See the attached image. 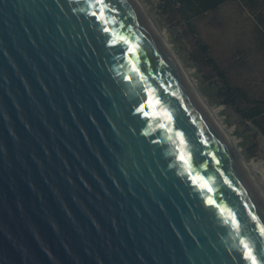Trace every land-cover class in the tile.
I'll return each mask as SVG.
<instances>
[{"label":"water","instance_id":"1","mask_svg":"<svg viewBox=\"0 0 264 264\" xmlns=\"http://www.w3.org/2000/svg\"><path fill=\"white\" fill-rule=\"evenodd\" d=\"M264 264V193L139 0H0V264Z\"/></svg>","mask_w":264,"mask_h":264},{"label":"trees","instance_id":"2","mask_svg":"<svg viewBox=\"0 0 264 264\" xmlns=\"http://www.w3.org/2000/svg\"><path fill=\"white\" fill-rule=\"evenodd\" d=\"M159 1L165 14L181 27V34L190 47L191 60L205 67L209 73L216 74L220 100L232 106L241 120L264 136V66L258 70L261 80L241 81L232 76L234 72L241 74L245 67L251 68L247 62L249 58L263 60L264 63V0ZM231 7L235 8L237 17L247 22L244 35L247 34L249 39H246V48L235 47L232 50L235 53L223 65L213 54L202 23L206 18L221 20L223 12Z\"/></svg>","mask_w":264,"mask_h":264},{"label":"rangeland","instance_id":"3","mask_svg":"<svg viewBox=\"0 0 264 264\" xmlns=\"http://www.w3.org/2000/svg\"><path fill=\"white\" fill-rule=\"evenodd\" d=\"M139 1L152 21L159 27L163 36L166 37L165 39L169 47L179 58L192 81L197 85L206 103H208L213 110L217 111L218 117L230 131V135L236 143L237 150L241 152L244 159L248 162H259L264 166V136L258 133L250 124L241 120L232 106L226 105L220 100L217 94L218 79L216 74L209 73L205 67L191 60L190 47L181 34V27L176 24L173 18L165 14L160 1ZM235 12V8H227L223 12L221 20L214 19L212 21L210 18H206L202 23L203 33L212 48V52L223 65H226L229 58L235 53L232 50L237 46L246 48V39L247 37L249 39L247 34L246 36L244 35V24L245 26L248 25L247 22L243 18L237 17ZM224 16H226L225 19ZM246 29L248 30V26ZM262 61L263 60L249 58L247 62L251 68L248 66L245 67L244 70L241 69L243 70L241 74L234 72L232 74L233 79H239L241 81L250 79L261 80L258 70L264 66ZM257 175L262 185H259L257 181L255 183L259 185L261 190H264V176L259 172H257Z\"/></svg>","mask_w":264,"mask_h":264},{"label":"bare ground","instance_id":"4","mask_svg":"<svg viewBox=\"0 0 264 264\" xmlns=\"http://www.w3.org/2000/svg\"><path fill=\"white\" fill-rule=\"evenodd\" d=\"M148 15V13H147ZM150 21L155 25V27L158 29L163 41L165 42L166 46L168 47V49L170 50L171 54L173 55L174 59L176 60V62L178 63L180 69L182 70L193 94L195 95V97L197 98L199 104L201 105V107L208 113V115L217 123V125L219 126L220 130L222 131V133L224 134V136L227 138V140L233 145L235 152L237 154L238 160L246 167L249 176L251 177V179L254 182H258L259 185H262L259 176L257 175V172H259L260 174H262L264 176V166L259 163V162H248L247 160L244 159V157L242 156L241 152L239 150H237L236 148V143L235 141L232 139L231 135H230V131L227 129V127L223 124L222 120L218 117L217 115V111L213 110L212 107H210L208 105V103H206V100L204 98V96L202 95V93L199 91L197 85L195 84L194 81H192V79L189 76V73L186 71V69L184 68V66L182 65L181 61L179 60V58L174 54L173 50L169 47V44L167 42V40L165 39L166 37L163 36V34L161 33L159 27H157V25L152 21L151 17L148 15ZM243 157V158H242ZM263 190V189H262ZM264 193V190H263Z\"/></svg>","mask_w":264,"mask_h":264},{"label":"snow or ice","instance_id":"5","mask_svg":"<svg viewBox=\"0 0 264 264\" xmlns=\"http://www.w3.org/2000/svg\"><path fill=\"white\" fill-rule=\"evenodd\" d=\"M248 258L252 260V264H256L255 257H253V256H251V254H249Z\"/></svg>","mask_w":264,"mask_h":264}]
</instances>
